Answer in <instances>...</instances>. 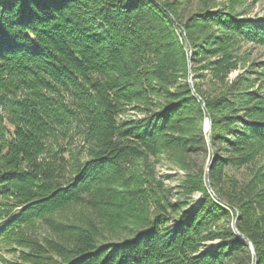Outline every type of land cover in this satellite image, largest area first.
<instances>
[{"label":"trees","instance_id":"trees-1","mask_svg":"<svg viewBox=\"0 0 264 264\" xmlns=\"http://www.w3.org/2000/svg\"><path fill=\"white\" fill-rule=\"evenodd\" d=\"M163 22L150 0H0V247L28 249L23 257L32 264H219L234 251L252 256L238 241L192 256L200 224L216 213L207 202L186 210L183 227L167 234L162 219L139 216L131 235L106 242L92 222L76 221L56 229L43 249L27 231L69 208L119 229L125 209L136 208L134 192L131 204L122 202L127 186L109 177L122 173L137 144L146 147L147 135L132 123L119 129L117 114L148 91L152 76L163 79L155 55ZM252 25L251 33L264 32V23ZM73 126L88 150L71 169L59 142ZM254 246L259 258L264 232Z\"/></svg>","mask_w":264,"mask_h":264},{"label":"rangeland","instance_id":"rangeland-1","mask_svg":"<svg viewBox=\"0 0 264 264\" xmlns=\"http://www.w3.org/2000/svg\"><path fill=\"white\" fill-rule=\"evenodd\" d=\"M150 1L166 21L157 23L155 38L163 79L152 76L148 91L121 106L116 125L143 126L146 147L137 144L122 173L109 177L127 186L122 202L131 204L134 192L136 208L125 209L119 229L94 212L69 208L27 231L43 249L56 229L76 221L92 222L106 242L131 235L139 216L162 219L159 229L167 234L183 227L186 210L207 202L216 213L200 224L192 256L238 241L252 256L234 251L219 264H264V248L258 258L254 246L264 232V32L248 29L264 23V0ZM69 135L59 145L73 169L87 159L88 146L75 126ZM115 185L108 189L122 192ZM28 251L0 247V264H32L23 257Z\"/></svg>","mask_w":264,"mask_h":264}]
</instances>
